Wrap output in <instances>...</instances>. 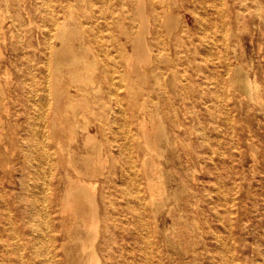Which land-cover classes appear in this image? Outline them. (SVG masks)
<instances>
[{"label": "bare ground", "instance_id": "obj_1", "mask_svg": "<svg viewBox=\"0 0 264 264\" xmlns=\"http://www.w3.org/2000/svg\"><path fill=\"white\" fill-rule=\"evenodd\" d=\"M77 1L0 0V264H264L256 176L194 168L259 161L264 0Z\"/></svg>", "mask_w": 264, "mask_h": 264}, {"label": "rangeland", "instance_id": "obj_2", "mask_svg": "<svg viewBox=\"0 0 264 264\" xmlns=\"http://www.w3.org/2000/svg\"><path fill=\"white\" fill-rule=\"evenodd\" d=\"M31 1V2H30ZM33 1L35 0H23V4H26L27 7L31 10L33 9L34 7V3ZM72 3L75 5L77 4L79 6V2L77 0H72ZM187 5V3H185ZM78 10H79V13L81 16L84 17L85 15V12L80 8V6L78 7ZM176 11H178L179 9L176 8L175 9ZM181 13L183 14V22H182V25H185L186 27V30H189V31H194L196 28H195V25H194V18H193V15L191 13H189L188 11H186L185 9L181 8ZM90 13L89 15H91V10L89 9V12ZM24 22H28V18L27 16L25 15L24 18H23ZM33 27H31L32 29ZM7 39H9V37H7ZM244 42L247 43V46H248V49L251 48L250 46V43H249V39L245 38L244 39ZM246 49V53L249 52V50ZM135 63L137 64V62L135 61ZM25 99V96L22 94L21 96V100H24ZM260 117V115H259ZM261 118V117H260ZM262 126H264V119H262ZM225 128L226 131H228V128L226 126H223ZM263 133H261L260 135V139L257 138L256 140V144L258 146V150H259V161L258 163L255 165V167H253L252 165H250V157H249V148L247 145H243L244 147V151H245V154L247 156V158L240 162H236V164H230L229 161L227 162H220L218 161L216 164L214 163H211V166H209V174L207 175L204 171L206 170H202V168H200V165L199 164H194V168L196 169V175L197 176H201L203 178H205L209 183L211 182H216V181H225V182H228L230 183L231 181L234 180V176H238V171L240 170V164L243 166V168L245 170H247V172L249 173L248 175L249 176H256V180L258 182L259 185H261V188L259 186V190H258V193L261 195V197L264 195V128L262 130ZM252 166V167H251ZM16 176L19 175L18 172L15 173ZM113 176H121V175H113ZM220 177V178H219ZM63 182L61 181L60 183V190H62V184ZM257 186V187H258ZM58 200H59V197H58ZM247 219H250V221H248L249 224H252L254 218H248V215L246 216ZM246 219V220H247ZM161 227L164 228V227H167V224H164L163 222L161 223ZM264 228V227H263ZM109 235V233H108ZM116 237L119 239V240H123L124 242L125 241H128V236L126 234V232L121 229L120 232L116 233ZM136 258V257H135Z\"/></svg>", "mask_w": 264, "mask_h": 264}]
</instances>
